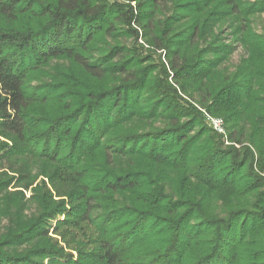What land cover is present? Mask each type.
<instances>
[{"label":"trees","instance_id":"16d2710c","mask_svg":"<svg viewBox=\"0 0 264 264\" xmlns=\"http://www.w3.org/2000/svg\"><path fill=\"white\" fill-rule=\"evenodd\" d=\"M262 14L264 0H0V165L17 164L0 264H264ZM220 27L246 53L231 73ZM139 31L164 62L115 43ZM59 60L77 78L55 65L31 84ZM203 111L247 146L224 148ZM40 176L64 199L43 182L7 193Z\"/></svg>","mask_w":264,"mask_h":264},{"label":"rangeland","instance_id":"374dc122","mask_svg":"<svg viewBox=\"0 0 264 264\" xmlns=\"http://www.w3.org/2000/svg\"><path fill=\"white\" fill-rule=\"evenodd\" d=\"M244 1H249V2H253L254 0H244ZM252 27H253V30L255 31V33L259 34V35H262L264 37V14L262 15H259V16H256L252 19ZM220 33L222 34V38L224 39V42L226 43H231V39L230 37H228V32L229 30L226 28V27H220ZM142 32H138V37L137 39H133V38H127V39H121L119 40V42H115V41H109V43H118V44H122L124 46H127V47H130V48H136L140 54L142 56L144 55H148L150 54L151 52V64H154V65H157L159 64L160 61L164 62V54L160 51L156 52V53H152L153 52V48H151L145 41V39L143 38L142 36ZM233 45V48H234V51L232 52L229 60H228V63L226 65V71L228 73H231L234 71L235 67L239 64L240 60L242 58H244L246 56V53H245V50L238 44H235V43H231ZM58 67L60 70L63 69L65 70V72H69V73H66L70 76H73L75 78H77V76H75L74 74V70L71 69V64L68 62V61H65V60H59V61H54L52 62L50 65H46L44 67V69L42 70V73L38 74L37 77H35V79H33L31 81V84H38L40 82H50L51 78H50V75H51V69L53 66ZM153 66V65H152ZM55 73L56 76H58L61 80V75L63 76V74H58ZM204 115H205V122L206 124L208 125L209 128H211V130L219 135L221 137V142L223 143V147L224 148H228V147H232L234 149H237V150H241V147L242 146H247L246 144H243V145H237L235 143H233L232 141H230L228 139V133H227V130L225 128V124H224V121L222 120V118L220 117H214V116H211L207 113H205L203 111ZM209 118H213V119H217V120H220L221 124H222V133H218L216 131H214L212 129V127L210 126V122H209ZM0 142L1 143H7L8 141L0 138ZM255 154V157H256V153L254 152ZM17 167V164H14L13 165L11 163H2L0 166V180L4 179V178H12V177H16L17 176V173H15V171L13 169H15V166ZM20 168H25L27 169V172L31 173V177L36 175L37 172H38V169H39V166H37L36 162L34 161H28L25 164L23 163H20L19 165ZM18 167V168H19ZM261 175V174H260ZM262 176L264 177V174H262ZM20 180H26L25 178H21ZM44 183L45 184V187L47 188V190L52 194V196H54V200L55 201H58V200H62L64 198H58L55 196V193L54 191L52 190L51 188V185L49 184V181L46 177H38L36 179V181L30 186L28 187L27 189H25L24 187H15V184H16V181H14L9 189L7 190L9 194H16V193H22L23 197H24V200L28 199L30 197V195L32 194V189L35 188L37 185H40L41 183ZM32 210H34V208L32 207ZM63 216L60 217L59 220H63ZM7 225V221L6 220H1L0 222V233L3 232V228ZM50 237H52L54 240L57 241L58 245L60 247H62L64 250H66L67 252H74V251H69V249H67V246L66 244L64 243V241L62 240V238L60 236H56V235H51L50 234Z\"/></svg>","mask_w":264,"mask_h":264},{"label":"built area","instance_id":"2783aa9c","mask_svg":"<svg viewBox=\"0 0 264 264\" xmlns=\"http://www.w3.org/2000/svg\"><path fill=\"white\" fill-rule=\"evenodd\" d=\"M210 126L218 133H222V124L220 120L209 118Z\"/></svg>","mask_w":264,"mask_h":264}]
</instances>
